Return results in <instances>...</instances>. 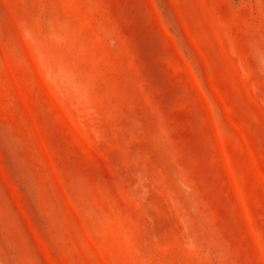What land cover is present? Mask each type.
<instances>
[{
  "label": "rangeland",
  "instance_id": "obj_1",
  "mask_svg": "<svg viewBox=\"0 0 264 264\" xmlns=\"http://www.w3.org/2000/svg\"><path fill=\"white\" fill-rule=\"evenodd\" d=\"M0 264H264V0H0Z\"/></svg>",
  "mask_w": 264,
  "mask_h": 264
}]
</instances>
